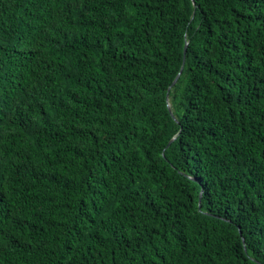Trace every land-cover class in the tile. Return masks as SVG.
<instances>
[{"label":"trees","instance_id":"1","mask_svg":"<svg viewBox=\"0 0 264 264\" xmlns=\"http://www.w3.org/2000/svg\"><path fill=\"white\" fill-rule=\"evenodd\" d=\"M0 264H264V0H0Z\"/></svg>","mask_w":264,"mask_h":264},{"label":"water","instance_id":"2","mask_svg":"<svg viewBox=\"0 0 264 264\" xmlns=\"http://www.w3.org/2000/svg\"><path fill=\"white\" fill-rule=\"evenodd\" d=\"M186 50H187V43L185 44L184 54H186ZM181 71H182V69H181ZM181 71H180L179 74L177 75V77H176V79L174 80V82H173L172 85H174V84L176 83L177 79L179 78V76H180V74H181Z\"/></svg>","mask_w":264,"mask_h":264}]
</instances>
